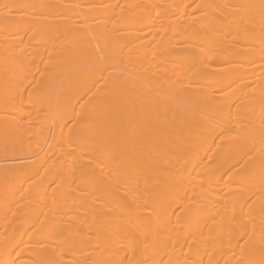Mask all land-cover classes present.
<instances>
[{
  "label": "bare ground",
  "instance_id": "6f19581e",
  "mask_svg": "<svg viewBox=\"0 0 264 264\" xmlns=\"http://www.w3.org/2000/svg\"><path fill=\"white\" fill-rule=\"evenodd\" d=\"M261 2L0 0V264H264Z\"/></svg>",
  "mask_w": 264,
  "mask_h": 264
},
{
  "label": "snow or ice",
  "instance_id": "6c2138e0",
  "mask_svg": "<svg viewBox=\"0 0 264 264\" xmlns=\"http://www.w3.org/2000/svg\"><path fill=\"white\" fill-rule=\"evenodd\" d=\"M237 7H250V6H237ZM260 8H261V19L262 21H264V0H262Z\"/></svg>",
  "mask_w": 264,
  "mask_h": 264
}]
</instances>
